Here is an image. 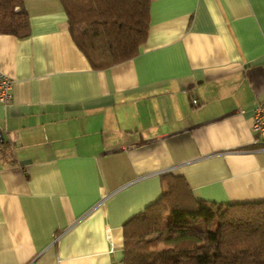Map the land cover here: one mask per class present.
<instances>
[{
    "label": "crops",
    "instance_id": "0c3cea01",
    "mask_svg": "<svg viewBox=\"0 0 264 264\" xmlns=\"http://www.w3.org/2000/svg\"><path fill=\"white\" fill-rule=\"evenodd\" d=\"M0 33V264H123L165 172L217 204L264 199V0H150L135 56L92 68L59 0Z\"/></svg>",
    "mask_w": 264,
    "mask_h": 264
},
{
    "label": "trees",
    "instance_id": "16d2710c",
    "mask_svg": "<svg viewBox=\"0 0 264 264\" xmlns=\"http://www.w3.org/2000/svg\"><path fill=\"white\" fill-rule=\"evenodd\" d=\"M59 1L92 68L135 56L145 40L150 0ZM28 32L23 0H0V33ZM160 177V195L123 224V264H264V199L206 202L193 196L182 175ZM197 219L204 224L191 222Z\"/></svg>",
    "mask_w": 264,
    "mask_h": 264
},
{
    "label": "built area",
    "instance_id": "2783aa9c",
    "mask_svg": "<svg viewBox=\"0 0 264 264\" xmlns=\"http://www.w3.org/2000/svg\"><path fill=\"white\" fill-rule=\"evenodd\" d=\"M12 80L0 71V104L11 98ZM251 129L254 134V144L264 149V100L256 101L252 109Z\"/></svg>",
    "mask_w": 264,
    "mask_h": 264
},
{
    "label": "rangeland",
    "instance_id": "374dc122",
    "mask_svg": "<svg viewBox=\"0 0 264 264\" xmlns=\"http://www.w3.org/2000/svg\"><path fill=\"white\" fill-rule=\"evenodd\" d=\"M193 224H195L196 226H202L204 224L203 221H201L200 219L197 220H192L191 221Z\"/></svg>",
    "mask_w": 264,
    "mask_h": 264
},
{
    "label": "water",
    "instance_id": "95a60500",
    "mask_svg": "<svg viewBox=\"0 0 264 264\" xmlns=\"http://www.w3.org/2000/svg\"><path fill=\"white\" fill-rule=\"evenodd\" d=\"M2 139L0 138V141H1Z\"/></svg>",
    "mask_w": 264,
    "mask_h": 264
}]
</instances>
